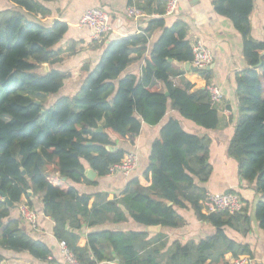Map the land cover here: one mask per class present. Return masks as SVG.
<instances>
[{
  "label": "trees",
  "instance_id": "obj_1",
  "mask_svg": "<svg viewBox=\"0 0 264 264\" xmlns=\"http://www.w3.org/2000/svg\"><path fill=\"white\" fill-rule=\"evenodd\" d=\"M8 1L13 10L0 11V249L27 252L41 262L55 263L51 247L23 230L19 213V218L13 216L24 200L36 211L39 198L44 216L54 222V237L81 264H225L246 256L254 259L249 245L225 232L227 227L242 235L251 232L250 204L241 198L240 213H203L207 191L202 185L213 172L211 140L188 134L175 119H169L152 145L143 174L149 187L136 177L119 197L109 200L108 193L81 194L70 183L97 184L87 179V166L99 178L109 176L111 167L127 154L117 142L132 144L144 125H159L170 109L205 129L223 127L207 90L193 91L178 67L192 64L193 51L184 22L167 26V0H128L129 7L147 15L145 27L111 41L94 70L84 67L87 77L79 92L59 97L50 107L47 97L59 94L68 75L41 70L75 54L74 42L66 50L57 48L69 26L61 21L51 27L35 22L34 18L48 14L39 1ZM214 7L241 34L249 63V69L236 74L241 119L228 155L238 163L240 178L263 197L255 217L264 230V39L251 36L254 0H214ZM157 31L161 35L145 60L143 75H124L134 55L145 53ZM200 73L210 82L209 71ZM158 83L164 84L168 94L159 90ZM99 126L103 131L97 133ZM178 209L193 210L199 221L215 228V234L199 242L169 245L163 232L152 236L148 231L104 230L90 232L86 245H80L85 227L94 230L129 219L145 227L183 228L186 221ZM5 260L0 253V264Z\"/></svg>",
  "mask_w": 264,
  "mask_h": 264
},
{
  "label": "crops",
  "instance_id": "obj_2",
  "mask_svg": "<svg viewBox=\"0 0 264 264\" xmlns=\"http://www.w3.org/2000/svg\"><path fill=\"white\" fill-rule=\"evenodd\" d=\"M39 1L48 11L44 18H34V21L51 27L55 22H65L69 26V32L63 41L57 46L66 50L72 42L75 45V54L66 56L62 63L48 66L49 71L65 73L68 78L59 94L48 96L46 106H52L59 97L76 95L83 85L87 73L84 67L87 66L90 71L98 65L104 51L106 43L118 40L135 34L138 28L145 27V21L137 23L129 19L126 15L128 0H55L52 2ZM138 3L139 0H134ZM14 6L8 0H0V11L13 10ZM103 8L111 16V34L101 43L93 42L90 38V30L80 29L78 24L81 16L89 9ZM177 20H181L187 27V40L192 44L201 40L212 51L214 62L206 69L211 73V80L208 82L203 78L200 72H194L189 65H178L183 71V77L193 86V91L205 90L208 84L218 86L223 93V101L215 105L218 110L219 118L222 122V128L205 129L196 125L194 122L185 119L179 111L170 109L163 121L157 126L144 125L139 136L131 144L129 142H117V147L129 152H135L139 157V168L130 176H107L94 180L97 184H75L71 183L79 193L86 195H95L97 193H108L109 200L119 197L121 192L127 187L129 181L138 177L144 187L151 185L150 181L143 178L152 151L153 143L159 139L162 127L169 121L175 119L180 122L181 127L188 134L199 137H208L211 140L209 150V164L212 166V175L209 181L202 185L208 192L226 194L227 192L238 194L243 200L250 204V216L252 218V230L247 235H242L233 229L227 227L226 234L238 243L247 244L251 247L254 254L255 264H264V230L258 226L255 217L256 205L263 197L258 195L252 186L244 182L238 174V163L229 157L228 149L234 136L236 127L241 119L236 97V74L249 69V63L243 53V38L235 29L231 20L218 14L214 7V0H179L178 12L174 17L167 19L168 27L174 25ZM251 36L257 41L264 39V1L254 0V10L250 17ZM161 35L157 31L149 41L145 53L138 57L134 55L135 61L128 67L124 75L131 74L137 77L143 75L145 60L152 51L154 44ZM45 67V65H44ZM42 69V73L44 71ZM171 79L176 80L175 77ZM161 92L167 93L166 87L158 83ZM91 168L87 166L86 171ZM48 173H50L48 171ZM52 173V172H51ZM23 203L27 204L26 200ZM22 203V204H23ZM93 200L91 201V205ZM90 205V206H91ZM41 199L37 198L35 209L38 218V228L35 230L31 225L21 218V227L32 238L40 240L51 247L54 252L55 263L41 262L33 258L29 253H17L0 249L2 256L6 258L4 264H57L60 261L59 242L54 237V222L45 217L42 212ZM18 211L13 213L18 217ZM178 213L185 219L186 226L180 229H161L169 239V245L174 241H180L185 244L189 241L199 242L202 239L213 236L215 228L205 222L198 220L194 211L191 209H178ZM205 214V213H204ZM148 227L140 225L129 219L123 224H107L94 228V230L85 227L81 231L80 245L85 246L87 235L92 231H147ZM153 236L154 233L150 232ZM231 259L230 256L227 260ZM101 264H118L116 261L104 262Z\"/></svg>",
  "mask_w": 264,
  "mask_h": 264
},
{
  "label": "built area",
  "instance_id": "obj_3",
  "mask_svg": "<svg viewBox=\"0 0 264 264\" xmlns=\"http://www.w3.org/2000/svg\"><path fill=\"white\" fill-rule=\"evenodd\" d=\"M179 8V0H167L165 17H174ZM126 15L129 19L140 23L147 19V15L135 6L127 8ZM80 29H89L90 38L93 42L101 43L112 32L111 16L103 8H92L87 10L80 18ZM141 28H138L140 31ZM193 51L192 66L203 70L211 66L214 62L212 51L204 44L203 41L197 40L191 44ZM210 95V101L213 106L223 101L222 90L213 84H208L205 88ZM139 168V157L135 152H129L120 164L110 169L109 176L130 177ZM203 213L211 214L215 212L227 211L230 214L240 213L243 209V202L238 194H218L206 193V198L202 201ZM20 217L28 222L33 229L38 228V216L35 210L28 204H20L18 207ZM60 261L57 264H81L75 255L68 249L64 242H59ZM255 260L250 257H241L231 259L225 264H255Z\"/></svg>",
  "mask_w": 264,
  "mask_h": 264
},
{
  "label": "water",
  "instance_id": "obj_4",
  "mask_svg": "<svg viewBox=\"0 0 264 264\" xmlns=\"http://www.w3.org/2000/svg\"><path fill=\"white\" fill-rule=\"evenodd\" d=\"M109 43H110V42H108V43L105 44V46H104V50L106 49V47L108 46ZM189 67H190L191 70H193L194 72H200V71H202V70H199V69H197V68H195V67H193V66L191 67L190 65H189ZM206 69H208V68H206ZM206 69H203V70H206ZM43 72H44V73H48V72H49L48 66L45 65V67H44V71H43ZM166 94H168V93H166ZM37 104L40 105L39 102H37ZM102 131H103V127H102V126H99L98 129L95 130V132H97V133L102 132ZM24 173H25V172H24ZM96 176H97V174H96L92 169L86 171V177L89 178L90 180H94V179L96 178ZM63 180L66 181L67 178H63ZM229 193H230V192H227L226 194H229ZM2 197L7 201V203H9L10 206L12 205L11 202H9V200L6 198V196H5L4 194H2ZM169 205H171V203H169ZM161 229H162L161 226L148 227V228H147V231H148V232H153V233H160V232H161Z\"/></svg>",
  "mask_w": 264,
  "mask_h": 264
},
{
  "label": "rangeland",
  "instance_id": "obj_5",
  "mask_svg": "<svg viewBox=\"0 0 264 264\" xmlns=\"http://www.w3.org/2000/svg\"><path fill=\"white\" fill-rule=\"evenodd\" d=\"M42 71V70H41Z\"/></svg>",
  "mask_w": 264,
  "mask_h": 264
}]
</instances>
